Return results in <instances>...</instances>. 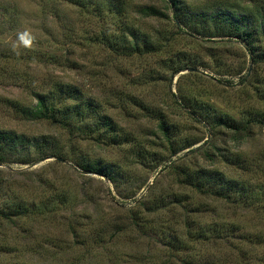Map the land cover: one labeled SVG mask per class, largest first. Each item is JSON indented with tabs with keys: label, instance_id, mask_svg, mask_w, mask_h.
Here are the masks:
<instances>
[{
	"label": "rangeland",
	"instance_id": "obj_1",
	"mask_svg": "<svg viewBox=\"0 0 264 264\" xmlns=\"http://www.w3.org/2000/svg\"><path fill=\"white\" fill-rule=\"evenodd\" d=\"M71 1L0 0V132L47 142L8 152V162L0 164V264H185L207 256L221 264H264V196L251 194L249 205L207 199L168 168L171 160L217 167L264 192V127L253 126L246 140L236 141L224 129L215 135L204 121L210 112L264 117V62L253 61L249 51L254 46L263 57V42L177 31L176 41L156 54L124 57L104 41L116 45L122 37L123 21L102 12L111 0ZM122 1L127 22L153 42L158 31L175 30L172 20L142 16L145 6L165 10L163 0ZM184 2L200 13H249L257 24L264 18V0ZM49 55L71 64H57ZM177 55L195 56L199 65L173 74L165 63ZM55 82L84 88L99 115L116 125L123 145L99 143L95 134L70 136L26 116L22 107H34L35 93ZM161 119L175 133L174 149L159 130ZM87 123L93 129L95 118ZM47 145L59 157L45 155ZM207 150L215 162L206 160ZM231 156L241 160L226 161ZM82 159L110 167L115 182L83 170ZM14 195L33 213L17 212L10 221L1 215ZM177 196L184 208L172 204ZM161 203L168 205L156 209ZM191 207L203 213L195 215ZM193 220L208 233L218 224L224 236L186 241V223ZM174 234L185 241L184 251L171 248Z\"/></svg>",
	"mask_w": 264,
	"mask_h": 264
},
{
	"label": "trees",
	"instance_id": "obj_2",
	"mask_svg": "<svg viewBox=\"0 0 264 264\" xmlns=\"http://www.w3.org/2000/svg\"><path fill=\"white\" fill-rule=\"evenodd\" d=\"M69 2V0H67ZM71 1V0H70ZM166 4L165 10H161L155 6H145L142 8L144 18H155L163 20H172L175 30L170 31H158L157 42H153L151 35H144L141 29L133 28L127 22L128 16L125 9V3L122 0L107 1L102 12L106 10V15L112 18H117L118 21L122 20L120 25V31H122V37L118 44H113L109 41L110 38H104L106 46L110 50H117L122 52L124 57L129 56H145L150 54H156L163 48H167L170 42L176 41L177 31L184 33H190L200 37H221L228 39H237L243 41L245 44H257L263 42L264 44V18L257 24L251 20L255 19V16L249 13H245L240 17L235 14H230L227 10L210 12H199V9L192 8L184 0H163ZM72 2V1H71ZM172 11V15L171 12ZM146 36V37H145ZM168 44V45H167ZM249 51L253 61L264 62V56H259V51L256 47L250 46ZM184 55V54H183ZM179 59H170L165 63L167 69L172 70L173 74H177L181 71L189 69L191 67H197L199 61L197 57L177 55ZM50 60L55 59L57 64H71L70 59L66 58L64 61L59 60L52 55L48 57ZM53 58V59H52ZM54 62V61H53ZM84 88L66 84L56 83L43 93H35L36 105L31 108L22 107L23 113L36 120L48 121L53 125H58L66 133L74 135L76 133L83 136H97L99 143L109 142L114 146H122L120 141L118 129L114 123L108 118L99 115L98 106L94 101L87 99ZM19 107V106H18ZM217 114L207 113L204 117V121L210 126L212 132L217 135L221 129L231 134V137L236 141L246 140L251 135V128L253 126L264 127V117L250 114L248 118L236 119L233 117H217ZM95 118V126L93 129L88 127V121ZM159 130L163 134L164 140L174 149V131L166 119L159 120ZM77 124H83L78 130ZM47 144L46 141L32 142L25 136L19 135L14 132H0V164L7 163L6 153L8 152H22V150L34 146L35 144ZM49 146V145H47ZM46 146V147H47ZM217 148V147H215ZM45 155L58 156V150L52 145L47 147L44 151ZM176 150L171 152V155H177ZM141 156V155H140ZM206 160L215 162L216 154L207 150L204 153ZM154 162L160 163L162 159H151ZM237 162L240 161L236 156H231L226 161ZM81 168L90 173H96L100 176L106 177L111 181L116 180V177L112 173V169L106 165L95 164L89 160L82 159L80 161ZM168 168L173 170L179 183L197 195L207 197V199L226 201L227 203H244L249 205V200L253 194L259 197L264 196L263 191H256L240 180L229 178L225 172L220 171L217 167H206L198 165H176L175 161H170ZM114 172V171H113ZM248 172V171H247ZM2 179L0 178V194L3 192ZM255 198V197H254ZM185 200L178 197L173 200L172 204L177 207H183ZM46 205V203L44 204ZM48 205V204H47ZM162 204L157 205L156 209L160 208ZM201 205V204H200ZM199 205V206H200ZM12 206V207H11ZM9 212L2 213L3 218L12 220L15 213L23 211L24 216H29L33 213V209L23 205V200L19 195H14L12 199ZM174 206V208H175ZM190 208L191 213L198 215L203 213L199 207ZM21 215L19 216V218ZM137 218L134 220L136 226ZM136 221V222H135ZM196 221H190L187 224V231L185 234V240L190 239H202L204 241L210 239L215 240L224 236L219 233L220 226L218 224L211 228V232L208 233L207 229H197ZM138 227L143 225L137 223ZM137 227V228H138ZM196 228V229H195ZM208 230V231H207ZM219 234V235H218ZM171 242V248L184 251L186 249L185 241L175 235L169 238ZM206 256V255H205ZM185 264H221L219 261H215L212 258L204 257L199 260L189 259L185 261Z\"/></svg>",
	"mask_w": 264,
	"mask_h": 264
},
{
	"label": "water",
	"instance_id": "obj_3",
	"mask_svg": "<svg viewBox=\"0 0 264 264\" xmlns=\"http://www.w3.org/2000/svg\"><path fill=\"white\" fill-rule=\"evenodd\" d=\"M60 160H62V159H60Z\"/></svg>",
	"mask_w": 264,
	"mask_h": 264
}]
</instances>
